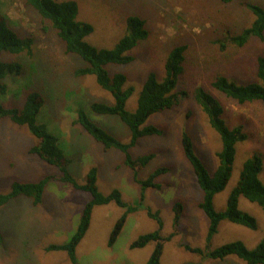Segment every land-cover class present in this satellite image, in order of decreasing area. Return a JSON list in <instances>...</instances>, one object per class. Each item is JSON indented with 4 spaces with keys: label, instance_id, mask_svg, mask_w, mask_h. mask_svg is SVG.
Listing matches in <instances>:
<instances>
[{
    "label": "rangeland",
    "instance_id": "rangeland-1",
    "mask_svg": "<svg viewBox=\"0 0 264 264\" xmlns=\"http://www.w3.org/2000/svg\"><path fill=\"white\" fill-rule=\"evenodd\" d=\"M79 19L94 26L88 41L98 47H111L124 35L129 15L145 19L149 36L136 46L135 60L125 65H110L112 73L123 72L128 85L135 92L127 108L136 109L139 92L150 72L159 78L165 75L169 52L178 45H186L184 71L178 91L186 93L172 109L150 116L146 124L163 129L162 135H148L132 147L134 157L155 152L156 156L140 170V179L148 178L161 166L171 171L157 178L161 189H146L144 204L159 211L168 236L174 230V204L183 203L180 232L164 248L160 264H247L237 255L224 259L204 257L186 250L183 243L195 247L207 245L209 217L200 207L204 191L187 158L182 136L186 131L193 140L197 155L213 172L222 148L220 135L208 120L207 114L195 98V90L202 86L219 98L229 126L243 125L248 134L237 144L233 174L226 188L216 194L215 206L224 210L233 188L237 185L244 162L254 154L263 158L261 179L264 182V102L238 103L219 93L212 81L225 75L238 83L257 80V57L264 55V39L251 38L245 45L228 43L223 49L220 41L237 35L249 27L255 18L245 3L264 6V0H77ZM0 14L21 36L33 39V54L3 53L1 58L22 63L20 75L6 79L8 92L0 93V102L7 107H21L27 94L38 91L45 98L38 115L39 122L60 138L61 146L71 158L70 172L85 183L91 168H97L98 186L109 194L119 189L123 199L133 205L141 203L142 188L135 181L133 170L125 163V154L116 148L105 150L80 124L77 109L84 108L92 119L123 142H129L131 130L117 115L96 114L91 103H112L114 98L103 89L94 75L76 76L75 69L84 64L77 54L66 52V43L57 35L51 23L42 18L26 0H0ZM37 138L26 125H18L8 118L0 121V193H8L14 181L34 182L47 175L60 174L57 166L29 152ZM43 200L34 205L33 199L19 195L0 207V227L4 235L0 243V264H148L156 243L142 248L131 244L141 235L160 228L146 208L127 212L115 202L94 207L90 227L76 250L73 263L65 250L46 249L51 244L67 243L76 231L83 209L92 195L77 190L70 183L55 179L44 189ZM240 208L257 219V229L223 220L211 240V248L242 240L255 247L264 238V210L244 196ZM127 212V220L113 246L109 238L116 221Z\"/></svg>",
    "mask_w": 264,
    "mask_h": 264
},
{
    "label": "trees",
    "instance_id": "trees-1",
    "mask_svg": "<svg viewBox=\"0 0 264 264\" xmlns=\"http://www.w3.org/2000/svg\"><path fill=\"white\" fill-rule=\"evenodd\" d=\"M230 3L233 0H223ZM26 4L36 10L40 16L48 20L57 35L66 43V52L79 55L84 64L75 69L76 76L94 75L98 84L111 93L112 103L94 101L91 103V111L96 114L117 115L127 124L131 130L129 142H123L109 132L105 127L92 119L89 113L82 107L77 109V119L80 124L97 141L101 142L105 150L116 148L125 154V163L133 170L134 178L141 185V203L133 205L126 202L119 189H114L109 194H104L98 186L97 168H91L87 174L86 182L80 183L69 170L71 158L64 152L58 135L49 130L46 123L39 122L38 115L44 105V96L38 91L27 94L21 107H7L0 102V121L10 119L18 125H26L37 138L36 143L29 152L38 155L41 159L57 166L60 174L47 175L34 182L14 181L8 193H0V207L12 198L26 195L33 199L34 205H39L43 200L44 189L51 180H61L70 183L77 190L90 192L91 200L83 209L79 225L71 239L65 244H51L46 247L51 250H65L73 263H76V250L87 233L96 205L115 202L125 207L127 212L146 208L150 217L156 219L160 228L139 236L132 244V248H142L150 242H155V248L150 256L148 264H160L166 243L180 232V221L183 214V203L174 204V230L165 236L161 229L163 221L159 211H154L144 204L146 189L153 187L161 189L163 183L157 178L171 171L169 166L157 168L148 178L140 179L139 172L155 156L156 153H148L134 157L132 147L137 145L143 136L162 135L163 129L155 124H146L150 116L157 112L172 109L179 104L186 93L178 91L180 78L184 71L186 45L174 47L168 54L165 62V75L159 78L155 71L149 73L137 99L136 109L131 112L127 108L128 100L135 92L133 85H128L127 76L123 72L112 73L110 65H125L135 60L133 49L140 42L147 39L149 30L144 18L129 15L126 21L124 35L111 47H98L88 41V37L94 32L93 24L80 20L78 17L79 4L77 0H26ZM255 15L252 24L243 28L237 35L227 36L221 40V46L226 48L228 43L237 46L245 45L251 38L264 39V6L256 3H245ZM26 52L33 54V39L21 36L0 14V93L8 92L6 79L9 76L20 75L23 65L16 60L1 58L3 53L18 55ZM257 80L248 83H238L225 75H217L212 81V86L221 94L238 103L245 104L253 101L264 102V55L257 57ZM195 98L208 116L211 127L218 132L222 142V148L216 152L219 158L217 168L211 172L202 159L197 155L193 140L188 132L182 136V144L187 158L192 164L198 182L204 191L200 207L209 217V230L205 247H195L183 243L186 250L198 253L204 257L224 259L229 255H237L247 264H264V238L253 248L248 247L242 240H235L211 248V240L218 232L223 220L257 229L256 217L240 208V197L259 204L264 210V182L261 179L263 170V158L259 154L249 157L243 164L237 185L227 197V205L224 210H218L215 206V196L223 191L232 174L237 152V144L248 138L243 125L229 126L223 114L225 107L222 101L212 92L200 86L195 90ZM127 212L123 213L116 221L109 238V246H113L127 220ZM4 235L0 227V243H3Z\"/></svg>",
    "mask_w": 264,
    "mask_h": 264
}]
</instances>
